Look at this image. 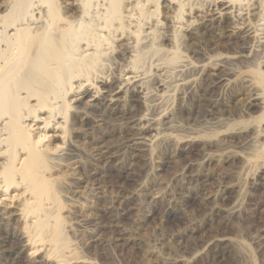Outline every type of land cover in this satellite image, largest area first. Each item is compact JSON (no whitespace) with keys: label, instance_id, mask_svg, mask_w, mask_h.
Wrapping results in <instances>:
<instances>
[{"label":"bare ground","instance_id":"6f19581e","mask_svg":"<svg viewBox=\"0 0 264 264\" xmlns=\"http://www.w3.org/2000/svg\"><path fill=\"white\" fill-rule=\"evenodd\" d=\"M140 152L146 180L99 209L94 161L133 173ZM240 171L264 253V0H0V264H112L128 240L155 264H244ZM130 197L132 234L163 202L209 216L143 246L112 214Z\"/></svg>","mask_w":264,"mask_h":264},{"label":"rangeland","instance_id":"374dc122","mask_svg":"<svg viewBox=\"0 0 264 264\" xmlns=\"http://www.w3.org/2000/svg\"><path fill=\"white\" fill-rule=\"evenodd\" d=\"M201 115L203 114V108L199 105L195 107V113ZM113 133L112 128H104L102 130L95 131V135L101 136L104 133L109 134ZM214 135V134H213ZM109 142V145H113L115 143L114 139L106 138ZM141 154L137 157L134 162V166L132 169L133 173H127L122 170L124 164L120 161L116 162L117 168L111 167L107 163L103 161H94L100 168L104 169V176H97L98 181L100 180L104 186L103 190L100 189L98 193L93 196V199L96 202V205L99 209L103 207V197L109 193L111 196L113 195H125L129 192L133 187L137 185L138 182L142 180H146V172L145 169L149 165L148 162H145V154L140 152ZM144 154V155H143ZM83 162H89L88 157H82ZM105 164V165H104ZM169 170L165 169L164 174L168 175ZM241 182L244 183L243 189L241 192V196L239 197V202L241 204V210L237 216H234L231 219V224H229V229L227 231L226 236L230 237L235 243V255L237 257H241L243 260V256L248 259L244 264H261V260L264 261V253H260L259 249H257L255 245V237L257 235L256 224H252L251 226L249 222L245 221V218H249L251 216L252 219L255 217V208L256 206L249 203L247 198L249 194V186L245 183V175L243 171H240ZM197 182L193 181H185L183 183V188L185 191L188 189L196 188ZM107 190V191H106ZM174 190H177L175 188ZM128 209L125 213L119 209V203H113V215H118L117 218L120 220V224L122 228L128 230V237H137L139 241L145 245L153 244L152 238L156 239H165L169 240L173 236L180 234H188L191 223L196 220H203L207 216H209L208 210L205 206L197 199L193 197H187V209L184 211L183 209L174 208L171 209L170 212L165 216H159L158 213L161 210H165L166 203H161L158 206H155L157 209L155 212V217L151 221L153 225L151 228V233H137L132 234L133 225L132 221L136 216L137 205L139 203L138 198L130 197L129 198ZM264 219V218H263ZM106 221L105 218H102V222ZM155 221V222H154ZM261 222V220H259ZM259 223V222H256ZM132 230V231H131ZM255 231V232H254ZM132 234V236H131ZM132 240H128L122 248H114L111 249V258L112 264H145L148 261L149 264H155L154 259L147 258L141 249L132 244ZM193 243V240L189 241V238L183 240V244H187L189 249ZM155 243V241H154ZM94 250V249H93ZM91 249V252H93ZM184 252V251H182ZM10 260L16 264H23V260L28 261L27 257H23L19 261H16L13 256L10 257ZM253 261V262H252Z\"/></svg>","mask_w":264,"mask_h":264}]
</instances>
